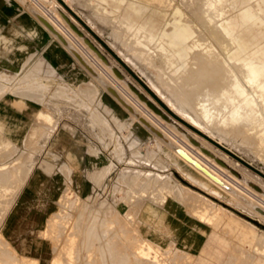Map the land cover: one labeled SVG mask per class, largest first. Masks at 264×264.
Wrapping results in <instances>:
<instances>
[{
    "label": "rangeland",
    "instance_id": "1",
    "mask_svg": "<svg viewBox=\"0 0 264 264\" xmlns=\"http://www.w3.org/2000/svg\"><path fill=\"white\" fill-rule=\"evenodd\" d=\"M130 1L116 9L113 0H33L37 15L43 12L62 21L77 38V43L71 37L62 41L53 33L84 71L83 81L69 82L62 71L40 60L19 78L0 80V104L28 121L19 140L0 130V213L10 208L9 218L13 210L19 212L13 230L0 228V264H33L32 246L35 264H79L66 242L81 235L120 236V264H201L198 257L179 249L174 239L162 244L151 236L162 229L156 219L147 222L142 214L164 208L180 217L184 212L201 218L208 230L216 229L230 239L225 247L213 243V248L222 250L214 264H230L246 250L264 264V217L237 196L206 186L201 176H187L175 151L155 130L165 128V136L177 147L180 143L170 138L171 132L185 144L193 140L208 146L207 153L235 170L242 186L253 185L252 191L264 198V95L246 78L249 69L244 66L264 44V11L258 8L263 1L226 0L213 20L204 10L209 0H154L158 5L135 0L143 13L137 20L125 13ZM149 15L161 19L159 29L145 24ZM163 27L181 38L177 52L169 45L176 36L164 34ZM241 33L249 45L242 54L233 51ZM257 37L260 40L255 42ZM207 64L216 71L220 65L219 74H211L214 68ZM201 75L214 77L213 81L203 77L206 82ZM232 80L242 83L243 92L232 94L231 100ZM109 84L117 87L120 97L126 99L128 94L137 104L129 101L133 108L126 107L108 91ZM113 101L130 115L129 120L113 113L109 105ZM141 115L153 121L154 128ZM34 168L46 184L33 187L35 203L28 213L32 189L25 190L22 203L13 209L11 202ZM175 190L183 199L175 196ZM148 204L153 205L151 210ZM257 204L264 209V204ZM117 206L120 211L113 212ZM129 207L132 210L125 211ZM32 212L35 220L30 221ZM215 220L220 223L213 225ZM2 223L6 224V216ZM36 241H45L43 249L36 248ZM51 247L57 248L54 255ZM244 257V263L252 259Z\"/></svg>",
    "mask_w": 264,
    "mask_h": 264
},
{
    "label": "crops",
    "instance_id": "2",
    "mask_svg": "<svg viewBox=\"0 0 264 264\" xmlns=\"http://www.w3.org/2000/svg\"><path fill=\"white\" fill-rule=\"evenodd\" d=\"M123 1L124 0H113L112 3H114V8H120ZM148 1L157 4L154 0ZM33 4V0H0V80L1 78H19L20 74L25 70L29 68L32 69L35 66V60H40L45 63V66L62 71L65 80L68 79L69 82L81 83L83 81L84 71L78 67L77 60L73 58L68 49L59 43L55 35L41 23L39 16L35 13ZM125 13L134 20L142 17L143 14L141 5L137 4L135 0L128 3L125 7ZM146 20L145 24L149 25L152 30L159 29L161 19L159 21L158 16L153 17L149 15ZM69 21L74 24L70 19ZM161 31L170 37L176 36L174 40L170 38L169 45L177 52L179 50L177 45L181 41L179 35L168 33L165 27L161 28ZM0 83L2 84L3 82L0 81ZM109 105L112 107L113 113L117 117L123 120L130 119V115H128L126 111H120L121 107L117 103L113 101V103H109ZM28 106L35 109V105L30 102H28ZM8 110V108L4 109L3 105L0 104V115L2 116V118H0V130L6 132L12 138L19 140L28 121L25 116ZM27 178L28 179L24 180L26 184L23 182L16 198L11 202L13 209L19 207L22 203L25 190L33 185L35 168ZM34 203L35 189L33 190L32 188V197L27 203V213ZM30 204H32V206H30ZM148 206L151 210L153 205L148 204ZM130 208L131 207L125 209V211L132 210ZM164 209L166 210L164 212L155 211L142 214V218L147 222H152L156 219L158 225L162 229L161 231H153L151 236L162 244L165 243L167 238L174 239L179 249L189 252L192 257H198L201 264L206 262L214 264L216 259L220 260L222 257V250L220 248H213L212 245L217 241L222 247L228 246L230 244V239L228 237L218 233L216 229L208 230L202 225L200 221L201 218L197 219L183 212V219L175 212L166 208ZM8 211L9 208L6 213H0V225L5 216L6 220L8 219ZM112 211H120L119 206L116 208L114 207ZM2 214L5 215L2 216ZM29 217L30 221L35 220V212H32ZM185 219L187 221L190 220L189 222L191 224ZM244 222H246V225L249 224L247 220H244ZM196 223H199L198 225L204 228L198 227ZM212 223L213 225H217L220 222L215 220ZM148 238H150V236H148ZM44 242L45 241H36V248L38 250L43 249L41 246ZM33 244H35V239ZM66 244H70L69 249L74 251L75 258L79 260V264H120L119 254L121 249V237L118 235L106 237L101 235H81L77 241H69L68 243L66 242ZM34 249L35 246H32L33 257L31 260L33 264H35ZM65 249H67V247H65ZM56 250V247H51V252L53 251L55 253ZM244 256H249V258L252 256L253 259H248L247 263H244ZM230 264H262V262L257 255L246 250L243 253L239 252L237 259L231 261Z\"/></svg>",
    "mask_w": 264,
    "mask_h": 264
},
{
    "label": "bare ground",
    "instance_id": "3",
    "mask_svg": "<svg viewBox=\"0 0 264 264\" xmlns=\"http://www.w3.org/2000/svg\"><path fill=\"white\" fill-rule=\"evenodd\" d=\"M226 0H209V1H206L205 2V9L204 10H206L209 14V19H211V20H213L214 19V17L215 18H218V16H215V15H217V13H218V11H219V9L221 8V6L220 5H222L221 3L222 2H225ZM263 1V4H261V3H258V8H259V12L261 13V12H263L264 11V0H262ZM146 2V1H145ZM218 3H220L219 5H218ZM158 5V4H157ZM168 6V5H167ZM199 6H201V5H199ZM218 6H220L219 8H218ZM200 8V7H199ZM256 8V7H255ZM258 8H256V9H258ZM204 12V11H203ZM46 13V12H45ZM214 13V14H213ZM259 14V13H258ZM47 14H43V12H42V14H38V16H39V19L41 20V23H43L44 25H45V27H47V29H49V31H51L52 33H55L62 41H65V39H67V38H69V37H71V39H73L74 41H75V43H77L78 41H77V38H75V37H73V36H71L70 34H73L72 33V31L70 32L69 31V28H67V26H65L64 25V23L62 22V21H58L57 22V20H55V19H53L51 16L49 17H47L46 16ZM65 17V16H64ZM67 20H69L67 17H65ZM202 19H203V17H202ZM259 19H260V21L262 20V15H260L259 16ZM204 21H205V17H204V19H203ZM202 20V21H203ZM203 23V22H202ZM204 23H206V21L204 22ZM260 23H262V22H260ZM259 23V24H260ZM42 24V25H43ZM72 24V23H71ZM220 25H222V27L223 28H230L229 26H226L225 24H220ZM219 26V25H218ZM72 27L74 28L75 26H74V24H72ZM195 27V26H194ZM213 27V26H212ZM220 27V26H219ZM58 28L60 29V30H58ZM216 28V27H215ZM75 29V28H74ZM207 29V28H206ZM249 29V28H248ZM244 30H246V29H244ZM212 31H214V29L212 30ZM250 31V30H249ZM261 31H263V33H261V36L262 35H264V29L263 30H261ZM78 32L80 33V35H83V32L82 31H80V30H78ZM208 32H209V30H208ZM214 34H215V31H214ZM238 34V33H237ZM253 34V33H252ZM216 35V34H215ZM218 35H220V34H218ZM245 36H246V34L245 33H241L239 36H238V40H237V46H238V48L237 49H234L233 51H239V52H241V54H242V52H244L245 50H247V49H249L248 47H249V45H247V42H246V40H245ZM65 37H67V38H65ZM73 37V38H72ZM190 37V36H189ZM202 37V36H201ZM219 37V36H218ZM255 37V36H254ZM220 38V37H219ZM218 38V39H219ZM220 40V39H219ZM258 40H260L258 37H257V39L255 40V42H257ZM218 42V41H217ZM226 42V41H225ZM64 43V42H63ZM192 43V42H191ZM227 43V42H226ZM92 44V43H91ZM223 44V43H222ZM96 51H97V48H96ZM255 50H253V52H254ZM258 51L260 52L259 53V55L258 56H253L252 58H250L249 60H248V62L247 63H245L244 64V66L245 67H247L248 69H249V71L247 72V73H245V76H246V78L247 79H249L251 82H254V83H256L258 86H259V88L261 89V92H262V95H264V44L262 45V46H260L259 47V49H258ZM198 52V51H197ZM238 52V54L240 55V53ZM97 53H98V51H97ZM212 53V52H211ZM237 54V53H236ZM237 54V55H238ZM77 55H78V57H79V59L80 58H83L82 56H81V54H79V53H77ZM233 55V54H232ZM102 56V55H101ZM231 56V55H230ZM104 59H105V57L104 56H102ZM217 58V57H216ZM229 58H231V57H229ZM214 59V58H213ZM218 59V58H217ZM202 60V59H201ZM203 60H204V58H203ZM219 60V59H218ZM239 60H240V58H239ZM211 62V61H210ZM210 62H209V64H210ZM209 64H207L210 68L211 67H213L214 65H209ZM213 64H216V63H213ZM156 65V64H155ZM169 65V64H168ZM197 65V64H196ZM217 65V64H216ZM215 65V66H216ZM220 66V65H219ZM219 66H217L218 68H219V70H218V68L216 67V69L218 70V71H216L215 70V67H213V68H211V69H213V70H211L210 68H209V71L211 70L212 71V73H211V71H210V73L211 74H213V72H217L216 74H219V72H220V67ZM98 67H100V66H98ZM197 67H198V65H197ZM240 67V65L239 66H237V68H239ZM207 68V67H206ZM236 68V69H237ZM102 69V68H101ZM192 69V68H191ZM199 69V68H198ZM195 70V69H194ZM227 70V69H226ZM199 71H202V70H198L197 72H199ZM204 71H206V73H208L209 71L207 70V69H204ZM208 71V72H207ZM223 71V70H222ZM243 71V70H242ZM102 72L103 73H105L106 71H103L102 70ZM228 72V71H227ZM193 73V72H192ZM203 73H205V72H203ZM168 74V73H167ZM196 74V73H195ZM194 74V76H199L200 74H202V72H200L199 73V75L198 74H196L195 75ZM209 74V73H208ZM207 74V75H208ZM221 74V73H220ZM241 74V73H240ZM169 75V74H168ZM192 75V74H191ZM203 75V74H202ZM202 75H201V77H202ZM214 75V74H213ZM212 75V76H213ZM109 76V75H108ZM211 76V75H210ZM229 76V75H228ZM227 76V77H228ZM192 77V76H191ZM203 77H205L206 78V76H203ZM203 77L201 78V79H203ZM190 78V77H189ZM193 78V77H192ZM199 79H200V77H198ZM197 78V79H198ZM203 79V80H205L206 81V79L209 81H211L214 77H212V79H209V77L208 78H206V79ZM217 78V77H216ZM221 78V77H220ZM159 79H160V77H159ZM195 79V78H194ZM227 79V78H226ZM228 79H229V77H228ZM227 79V80H228ZM196 80V79H195ZM216 80V79H215ZM224 80V79H223ZM239 80V79H238ZM238 80H232L231 82H230V84H229V88H228V90H229V93H230V95L232 96L231 97V100H232V98L234 97L233 95H237V94H239V93H241L242 94V89H241V87H242V83L240 82V81H238ZM202 81V80H201ZM209 81V82H210ZM213 81V80H212ZM211 81V82H212ZM225 81V80H224ZM207 82V81H206ZM209 82H208V84H209ZM216 82H218V80H216ZM215 82V83H216ZM199 83H200V81H199ZM204 83V82H203ZM220 83H221V81H220ZM226 82H224V84H225ZM181 84V83H180ZM210 84H212V83H210ZM216 84H218V83H216ZM223 84V86H225ZM236 84V85H235ZM213 85V84H212ZM220 85V84H219ZM227 85V84H226ZM201 86V85H200ZM210 86V85H209ZM216 86V85H215ZM219 87V86H218ZM176 88V87H175ZM196 88V87H195ZM194 88V89H195ZM200 88V87H199ZM198 88V89H199ZM226 88V87H225ZM107 89H108V91L113 95V96H115V97H117L118 99H119V101L121 102V103H123L126 107H128V108H130V109H132L133 108V106L131 105V103H129V101H131L133 104H137L136 103V100L134 99V97H133V99L128 95V94H126V99H128V100H126V99H124V98H122V97H120V95L119 94H117V87H115L114 85H107ZM132 89H134L137 93H139L138 92V90L137 89H135V88H132ZM173 89V88H172ZM201 89V88H200ZM226 90V89H225ZM184 91V90H183ZM175 92V91H174ZM227 92V91H226ZM246 92V91H245ZM180 93V92H179ZM188 94V93H187ZM223 94V93H222ZM227 94V93H226ZM233 94V95H232ZM199 95V94H198ZM223 95H225V94H223ZM222 95V96H223ZM200 96V95H199ZM202 96V95H201ZM200 96V97H201ZM226 97V96H225ZM191 98H192V96H191ZM222 98V97H221ZM236 98V97H235ZM184 99V98H183ZM224 100V99H223ZM253 100H254V98H253ZM184 101V100H183ZM192 101V100H191ZM193 101H195V100H193ZM246 101V100H245ZM201 102V101H200ZM233 102H235V101H233ZM243 102V101H242ZM197 103V102H196ZM229 103V102H228ZM231 103V102H230ZM243 104V103H242ZM196 105H198V104H196ZM247 105H249V103L247 104ZM201 106H203V104L201 105ZM250 106V105H249ZM262 106V105H261ZM200 107V106H199ZM244 107V106H243ZM246 107V106H245ZM219 108V107H218ZM197 109V108H196ZM199 109V108H198ZM207 109V108H206ZM242 109V108H241ZM243 110V109H242ZM205 111V110H204ZM203 111V112H204ZM147 111H145V113H146ZM200 112V111H199ZM209 112V111H208ZM219 112V111H218ZM240 115V114H239ZM142 116V119L143 120H145V122H148L149 120H147V118L145 117V116H143V115H141ZM200 116V115H199ZM203 116V115H202ZM211 116V115H210ZM208 117H209V115H208ZM152 118V117H151ZM202 118V117H201ZM206 118H207V116H206ZM210 118V117H209ZM209 118H207V119H209ZM24 119V118H23ZM40 119V118H39ZM153 119V118H152ZM205 119V118H204ZM150 122V124H151V126L153 127L154 126V124H152L153 123V121H152V123H151V121H149ZM154 128V127H153ZM163 128V127H162ZM262 128V127H261ZM155 130H156V132H157V134L159 135V136H162L165 140H166V142L168 143V144H170V146H171V149H173L174 151H175V155H176V160L183 166V167H185L186 169L184 170L186 173V175L187 176H190V177H192L193 179H196L197 178V175L198 176H201V178L202 179H199V180H201L206 186H214V187H217V188H219L220 190H222V191H225V192H227V193H229V194H232V196L234 195V196H237L240 200H242L244 203H246V204H248V205H251L252 207H253V209H255V211H258L259 213V215H262V217H264V209L262 208V209H260L261 207L257 204L258 202L260 203V204H264V198L262 197L263 195H259L257 192L255 193V191L253 190L252 191V188H253V185L251 186V188H249L247 185H241V183L242 182H240V181H238V177L236 176V174H237V172L235 171V170H232V169H229V168H227V166H225V163L223 164V162L222 161H218L216 158H214V157H212V155L211 154H209V153H207V151L210 149L208 146H206V147H201L200 145H198L196 142H194L193 140H190L189 142V144L188 143H184V142H182L181 141V139L179 138V135L176 133V132H171L170 134H168V135H170V138H172V139H174V141H175V143L176 142H179L180 144V146H175V145H173L172 143H171V141L169 140V138L168 137H166L165 135H167V130L164 128V129H161V128H155ZM169 133V132H168ZM62 140H64L65 142H66V138H65V135L63 134L62 135ZM69 138V137H68ZM67 138V139H68ZM185 141V140H184ZM186 142V141H185ZM199 146V147H198ZM79 148V147H78ZM78 148H77V150H78ZM203 148H205V149H203ZM81 151V150H80ZM74 153V151H71V153ZM29 168H33L32 166L31 167H29ZM70 168V167H69ZM30 170V169H29ZM24 173V172H23ZM8 174V173H7ZM25 174V173H24ZM23 174V175H24ZM9 175V174H8ZM28 175V172H27V174L26 175H24L25 177ZM3 176V175H2ZM24 178V177H23ZM28 179V178H27ZM25 180V179H24ZM9 181V180H8ZM7 181V182H8ZM24 182V181H23ZM42 182V184L44 185V184H46V181L43 179V176L41 175V173L40 172H35V178H34V182H33V185H31L30 187H29V190L30 189H32L33 187H34V185H35V188H36V185H39V183H41ZM9 183V182H8ZM16 183V182H15ZM24 184H26V182H24ZM7 185V184H6ZM170 185V184H169ZM168 186V185H167ZM167 186H165V187H167ZM255 186V185H254ZM24 187V186H23ZM170 187V186H169ZM177 187V186H176ZM186 188V187H185ZM176 189V188H175ZM193 190V189H192ZM255 190H260V188L259 187H257L256 186V189ZM174 191V190H173ZM196 191V190H195ZM237 191H239L240 192V195H241V193H242V196H240L239 195V193H237ZM261 191V190H260ZM259 191V192H260ZM172 192V191H171ZM175 196L176 197H179V199L181 198L180 196H181V194L180 193H178V191L176 192V190H175ZM182 193V192H181ZM262 193V192H261ZM187 194H185V196H186ZM172 197H173V195H172ZM205 197V196H204ZM11 198V197H10ZM25 198H27V196H25ZM156 198V197H155ZM155 198H154V200H155ZM208 198V197H207ZM31 199V198H30ZM181 199H183V198H181ZM180 199V200H181ZM187 199V198H186ZM191 199V198H190ZM236 199V198H235ZM27 200V199H26ZM209 200V199H208ZM208 200L206 201V202H208ZM9 201V200H8ZM25 201V200H24ZM30 201V200H29ZM28 201V202H29ZM65 202V201H64ZM213 202V201H212ZM203 203V202H202ZM211 203V202H210ZM191 204V203H190ZM204 204V203H203ZM212 204V203H211ZM205 205V204H204ZM207 205V204H206ZM214 205V204H213ZM9 206V205H8ZM259 207V208H258ZM263 207H264V205H263ZM201 208V207H200ZM199 208V209H200ZM10 209V208H9ZM193 209V208H192ZM257 209V210H256ZM195 211V210H194ZM196 213H197V211H196ZM207 213V212H206ZM127 214V213H126ZM18 215H19V212L17 211V212H14V210H13V215H9L10 217L6 220V224H3V225H1L0 226V228L2 227L3 229H5V232H7L10 228V230H13V225L12 224H15L16 223V220H17V218H18ZM84 215V214H83ZM206 215V214H205ZM201 216H203V214L201 215ZM23 218V217H22ZM190 219V218H189ZM205 219V218H204ZM190 221V220H189ZM200 221H201V219H200ZM195 222V221H194ZM120 223V222H119ZM131 223V222H130ZM197 224V223H196ZM199 224V223H198ZM197 224V225H198ZM7 225V226H6ZM128 227V226H127ZM59 228V227H58ZM122 228V227H121ZM238 228V227H237ZM1 232V231H0ZM10 232V231H9ZM13 232H15V231H13ZM123 232V231H122ZM124 232H125V230H124ZM123 232V233H124ZM5 234H7V233H5ZM13 234V233H12ZM48 234V233H47ZM75 234V233H74ZM115 234H116V232H115ZM8 235H10V234H8ZM103 235V234H102ZM114 235V234H113ZM133 235V234H132ZM12 236V235H11ZM47 236V235H46ZM111 236V235H110ZM116 236V235H115ZM61 237V236H60ZM2 238V237H1ZM0 238V239H1ZM74 238V237H73ZM134 238V237H133ZM104 239V238H103ZM72 240V239H71ZM78 240V239H77ZM76 241V240H75ZM68 243V242H67ZM72 246V245H71ZM75 246V245H74ZM259 246H260V244H259ZM261 246H262V244H261ZM10 248V247H9ZM127 248V247H126ZM13 249V248H12ZM74 249V248H73ZM143 249H146V247L145 248H143ZM54 253V252H53ZM64 253V252H63ZM60 255V254H59ZM175 255V254H174ZM72 257V256H71ZM123 258V257H122ZM56 259V258H55ZM124 259V258H123ZM253 259V258H252ZM120 263V262H119Z\"/></svg>",
    "mask_w": 264,
    "mask_h": 264
}]
</instances>
